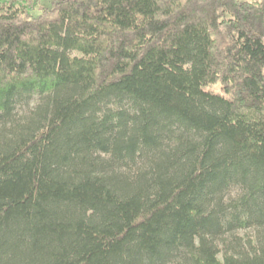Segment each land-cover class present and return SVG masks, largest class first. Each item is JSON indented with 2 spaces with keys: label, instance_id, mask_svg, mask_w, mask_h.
<instances>
[{
  "label": "trees",
  "instance_id": "16d2710c",
  "mask_svg": "<svg viewBox=\"0 0 264 264\" xmlns=\"http://www.w3.org/2000/svg\"><path fill=\"white\" fill-rule=\"evenodd\" d=\"M42 1L0 0V264H264V0Z\"/></svg>",
  "mask_w": 264,
  "mask_h": 264
},
{
  "label": "rangeland",
  "instance_id": "374dc122",
  "mask_svg": "<svg viewBox=\"0 0 264 264\" xmlns=\"http://www.w3.org/2000/svg\"><path fill=\"white\" fill-rule=\"evenodd\" d=\"M60 0H43L41 3V7L37 8L36 10H34L32 12V15L37 17L41 14V8H51L52 7V3L53 2H57ZM243 1H252V0H243ZM206 90H214L216 92H222V87L220 84H216V85H212L211 87H207ZM36 101L33 100L30 107L27 108L26 110H17V118H23L25 119V117L29 114L30 110L34 109L35 105H36ZM256 236V231H254L253 229H249V230H238L236 232H234L231 235H227L224 236L222 238H220L218 240V244L219 249L221 251V255L223 253H225L226 251L229 253H233L235 250H233V246L232 244L234 243H240V245L242 246H248V243H254V238ZM244 248V247H243ZM247 248V247H246Z\"/></svg>",
  "mask_w": 264,
  "mask_h": 264
}]
</instances>
